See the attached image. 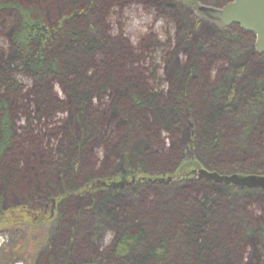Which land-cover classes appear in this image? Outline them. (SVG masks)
Wrapping results in <instances>:
<instances>
[{
  "label": "trees",
  "instance_id": "obj_1",
  "mask_svg": "<svg viewBox=\"0 0 264 264\" xmlns=\"http://www.w3.org/2000/svg\"><path fill=\"white\" fill-rule=\"evenodd\" d=\"M197 2L201 3V0H156V7L160 15L180 23L179 6L194 4L192 7L196 9ZM117 4H121L120 0H0V31L10 32L8 49L0 59V229L15 231L28 224L37 225L39 222L36 221L40 220L34 218L32 211L40 209L35 208L33 200L26 198L35 200L45 186L59 183L65 186L64 194L59 199L39 201L40 208L46 203L51 204L53 199L58 200L60 208L61 205L68 206L71 198L83 193H89L91 200L82 210L68 213L67 209H60L54 218L43 220L49 223L57 219L64 227L66 220H74L69 240L60 244L61 248L51 259L52 264H178L176 260H183L181 264H243L248 244L255 243L260 237L264 242V220H243L240 216L242 210L243 214H248L247 207L251 203L248 191L201 180L195 183L200 193L195 198H186L181 196V193H187L183 186H175L171 194L175 196L176 204L166 200L170 203H166V211L162 210L169 216L167 225L161 216L155 215L157 210L143 215L128 201V198L141 197L139 192L154 184L142 181L129 189H111L96 184L99 180L117 184L132 179V176L156 178L166 173L158 165L154 173L146 170L149 158L161 161L167 157L152 156L151 143L144 147L142 136L154 138L155 129H158V135L161 131L182 132L185 124H189L193 133L190 148L195 155L181 159L174 174L187 170V165L195 159L211 171L225 172V168H237L232 158H239L243 150L245 156H253L258 148L256 145H262L259 140L262 138L260 130L264 129V88L256 87V81L249 82L241 92L236 88L231 95L224 84V87L219 84L213 88L210 71L214 66L208 57L210 52L226 54L228 49H238L237 46L244 43V37L255 47L256 35L235 26L232 32L227 28L211 38L209 35L216 30L205 26L208 39L194 40L191 51L187 52L190 55L188 65L182 69L176 57L177 48L167 49V71L171 81L177 84V90L168 98L166 91L145 84L146 73L143 68L136 67V55L130 51L133 49L128 46L129 54L125 48L121 51L115 43L117 39L109 37L108 18ZM48 5L50 8L63 7L54 24L48 23L44 16ZM195 16L199 23L201 16ZM192 35L186 33L185 41ZM168 42L173 43L170 39ZM152 47L162 50L167 45L157 40ZM18 77L28 78L31 86L22 83ZM56 82L61 85L67 100L53 92L52 84ZM109 91L113 93V101L117 100L112 105L113 112L119 109L125 119L122 122L125 141L124 138L120 140V152L135 150L137 156H127L115 174L89 176L80 185L79 177L85 167L82 161L89 155L86 148L103 121V115H96L93 101L98 96H107ZM31 102L36 105L35 113ZM17 105L23 107L24 126L17 125ZM70 109L79 122L81 134L78 137L67 126L55 130L48 141L43 130H36L39 122ZM232 126L227 140L221 133ZM258 126L260 129L257 130ZM253 132L255 134L251 135ZM227 163L231 165L225 167ZM13 193L18 203L4 205L5 198L14 199ZM169 195L166 198L172 197ZM162 198L157 192L154 202L164 200ZM223 199L225 202L220 203ZM181 200L182 206L177 205ZM188 204L197 210L190 209ZM22 207L29 208L30 213H24ZM88 214L94 221L92 227L117 231L114 246L94 260L82 259L78 248L84 233L82 223ZM226 214L228 219H225ZM215 219L224 220L220 231H211L204 239L202 235L209 225L213 230ZM151 221H154L153 226ZM177 252L179 257H176Z\"/></svg>",
  "mask_w": 264,
  "mask_h": 264
},
{
  "label": "rangeland",
  "instance_id": "obj_2",
  "mask_svg": "<svg viewBox=\"0 0 264 264\" xmlns=\"http://www.w3.org/2000/svg\"><path fill=\"white\" fill-rule=\"evenodd\" d=\"M174 1L176 2L178 0ZM223 1L224 0H201V3L197 2V5H209L213 7L218 6L219 8L225 5L223 3H229L231 0H226V2ZM49 2L51 3L52 1ZM120 3L121 4H117L115 5V7H113L112 12L110 13V17L108 18L110 29L108 31L109 37L117 39L115 43L118 46L119 50L125 51L126 49V53L129 54L127 50L129 49L128 46L133 49L129 50L136 55V67L143 68L146 73L145 84H149L152 87H154L155 85V88H157L159 91H166L165 95H167L168 98L169 95H173V93H175V91L177 90V84L171 81V76L168 73L169 70L167 71L166 66L168 65V62L166 60V50H169L170 48H177L176 57L178 58V64L182 69V66L183 68H185V66L188 65L187 59L190 56L188 53L191 51V47H193L194 40H196L197 38L200 39L201 37H208V35H205V26L211 29L214 28V30H216V32L209 35L211 38L212 36L214 37L217 33L222 34L223 32H225V29L221 28L218 22L207 18V16L205 15L199 18V23H196L195 15L196 12H198V7L197 9H193L192 6H194V4L179 6V10L177 13V17L180 16L178 19L180 20L179 23L176 20L171 21L165 16L158 15L156 0H120ZM49 5L47 6L48 8L46 7V9L44 10V16L46 17L48 23L54 24L58 19L56 17H59V14L61 13V9L63 7L56 6L54 8H50ZM179 24L181 25L179 26ZM232 29L234 28L231 27V32L233 31ZM9 33L10 32L7 33L0 31V59L2 58L1 56L3 52L7 51L8 49ZM186 33H192L193 37L185 41ZM169 39L171 40V43L173 41L172 44L168 42ZM157 40H159L163 44L166 43L167 48L165 47L161 50L152 47ZM248 40L249 39L244 37V43L241 46H237L238 49H234V51L228 49L226 54H224V52L209 53L210 57H208V59L213 63L214 66V68L210 71V83L213 88H216V86L219 84H224L226 85L225 89L228 95H231L236 88V90H238L239 92L243 91L247 88V86H249V82L255 83L256 81V87L261 89L264 88L263 57L257 54L253 43ZM182 41H184L183 45H181ZM142 45L144 47H142ZM239 70H241L242 72L240 71L239 73ZM171 74L173 77L175 76V74ZM179 75L180 73H178V76ZM18 78V80H20L22 83L31 86V81L28 78ZM52 85L53 92L56 93L59 98L67 100V97L61 88V85L57 82ZM167 96H165V100L168 101ZM114 101L117 102V100ZM114 101L113 93H111V91H109L107 96L103 98L98 96L93 101L95 104L96 115L98 114V117L103 115V121L99 123V126H97L99 128L98 132L92 138L91 143H89L86 148L89 155H86L84 160L82 161L83 166H85L86 168L84 167L81 171V175L79 177L80 185H83L85 183V179L89 176L98 175L107 177L111 174H115L119 169L122 168L123 164L128 158L127 156H129V158L137 156L135 154V150L120 152V140H123L125 136L123 131L124 127H122V122H125V119L121 116L119 109H116L113 112L112 105L114 104ZM21 105H17L16 107V119L18 126H24L23 124L24 122H26V116ZM237 107L238 104H236V108ZM31 108L32 110H34V113L37 111L36 105L32 104V102ZM263 117L264 115H262V118ZM66 126L70 128L69 131L75 137H78L81 134L79 122L77 121V118L75 117V114L71 109L64 112H58L52 118H47L46 120L39 122L36 125V130H43V134L45 135L44 138L48 141L49 138L51 139L53 135L52 133L55 130L64 129V127ZM232 128L233 126L231 128L228 127L226 128V130H223L224 132L221 133L222 136L227 140H229V138L227 137H229V131ZM234 129H236V127H234ZM258 129H260L259 126L257 127V130ZM262 129L260 130L262 138H260L259 140L260 142H262V145H256L258 148L256 149V151H254L255 154L253 156H245L244 153H246V151L243 150V154H241L239 158H232V163L237 165L236 169H232L231 167L230 169L225 168L231 165L227 163V165L224 167L225 172L218 173L222 175L247 174L249 172L264 173V129ZM157 130L158 129H155L153 133L154 138L152 139H148L147 137L142 136V138L144 139L143 142L145 144L144 147L146 148V143H151V145L149 146V150L152 152V156L156 155L162 157L167 155V157H163L161 161L156 157H154L156 158V161L153 158H149L150 161L147 165L146 170L149 173H154V170H156V167L158 165L160 166V169L167 171L160 176H164L167 178L168 175H173V177L176 178L173 170L175 171V168L177 167L179 161L181 159H185L187 157L195 155L194 150L190 148V144L194 137L193 133L192 131H190L189 124H185L182 132L161 131V133L158 135ZM137 131L140 132V130ZM254 134L255 132H253L251 135ZM158 139L159 141H157ZM254 142L255 140H253V143ZM249 152L248 154H250ZM149 153L150 152H148V156L150 157L151 154ZM145 154H147V152L143 154L144 156H140L145 157ZM217 156L218 159H220V155L218 154ZM195 161L197 160L195 159ZM223 161L225 163V160ZM227 171L231 173H228ZM183 182H145L146 184L154 185H152L151 187H144L145 189L139 192V194L141 193V195H139L141 197H133V199L128 198V201L131 205L133 204L136 207L139 213L143 215H146L148 212H152L153 210H157L158 213H155V215L161 216V218L168 223L167 225H169V216L163 214L164 212L162 210L166 211V203H170L166 202V200L171 201L173 204L176 202L175 196L171 194V191L174 190L173 188L175 186L182 185V189L187 193H181V196H186V198L187 196L195 198L196 195L200 193L195 187V180L192 181V179H187ZM134 184L135 183L124 185L118 188L129 189L130 187H133ZM155 184H159V186H156ZM64 192L65 186L57 183L56 185L45 186L38 192L35 200L32 198L26 199L33 200L35 208L42 209V207L40 208L41 203L39 201L46 202L51 198L59 199V197L62 196ZM157 192L158 194H161L163 196L162 199L164 200H158L154 202ZM252 192L260 193V200L258 201H261L262 206L255 201L249 200L251 203L247 207V216L242 213L244 212V210H242L241 212L239 211L240 214H242L239 215L243 220L244 218H247L251 221L260 220V222H262L261 220H264V209H262L264 207V195L263 192H261V190L259 189H253ZM169 194L172 195V197L166 198V196H168ZM11 195L14 199L5 198L3 203L4 205H13L18 203L17 199H15L16 197H14V193ZM57 199H55V205L57 207L55 206V213L51 218H54L55 214H57L60 209L61 211L67 209L68 213H74L78 210L86 208V206L90 203L91 197L89 193L75 195L73 198H71L68 206L61 205V208L58 207ZM182 202L183 200L179 201L177 205L182 206ZM219 202L224 203L225 199ZM193 206L194 205L192 204H188V207H190V209H192ZM178 210H175V212H177ZM192 210L196 211L197 209ZM226 215L227 218L225 219H228L229 216L228 214ZM56 217H58V215ZM149 217H151V214L149 215ZM152 218H154V216ZM36 222L39 223L37 225L28 224L15 231L5 228L0 229V264H33L35 263V261L39 262L38 264H52L51 259H53L54 253H58L59 248H61L60 244H65V242L69 240V237L72 233L70 229L74 224V220L73 218L66 220L65 227L62 226L60 222L59 225L57 219H54L49 223H44L42 220ZM153 222L154 221L150 222L152 226ZM223 222L224 220L215 219L213 230L209 225L207 227V230H204L205 232L202 235L204 236L203 238L205 239L206 237L210 236L211 231L213 233H218L220 231V226L222 225L221 223ZM91 223H94V221L92 222L88 214L87 217H85V221L82 223L84 227V233H82L81 241L78 245V248L81 251L80 256L85 260H94L98 256L104 254L107 250L111 249L114 246V239L117 232L109 228H95L94 226L92 227L93 224L91 225ZM90 230L91 232H89ZM262 238L263 237H260L253 244H248L243 258V264H264V262L262 261V259L264 258V242ZM246 240L247 242L249 241L247 238L245 239V241ZM173 248L176 249L177 247ZM179 249H181V247H179ZM174 255L175 253H172L171 251V256ZM176 257H179L178 252L176 254ZM176 262L178 264H181V262L183 263V260H176ZM105 264H107V262Z\"/></svg>",
  "mask_w": 264,
  "mask_h": 264
},
{
  "label": "water",
  "instance_id": "obj_3",
  "mask_svg": "<svg viewBox=\"0 0 264 264\" xmlns=\"http://www.w3.org/2000/svg\"><path fill=\"white\" fill-rule=\"evenodd\" d=\"M202 15L212 19L223 26L239 25L244 31L256 35L255 49L258 54L264 55V0H231L223 7H213L209 5H199L197 9ZM194 171L200 178L215 181L226 185L239 187H259L264 188V175H243L232 174L222 175L216 171H209L201 166ZM147 181L174 182L175 178H155ZM110 184L99 180L97 186L122 187L123 181Z\"/></svg>",
  "mask_w": 264,
  "mask_h": 264
},
{
  "label": "flooded vegetation",
  "instance_id": "obj_4",
  "mask_svg": "<svg viewBox=\"0 0 264 264\" xmlns=\"http://www.w3.org/2000/svg\"><path fill=\"white\" fill-rule=\"evenodd\" d=\"M125 1H127V0H125ZM128 1H131V0H128ZM196 14L200 15V16H203L199 11L196 12ZM158 15H160V13H158ZM160 16H164V15H160ZM165 17L167 19H169L167 16H165ZM219 26H221V28H223V29H227V28H231V27L234 28L235 26H239V25L233 24L231 26H223V25L219 24ZM259 55H261V54H259ZM262 56H264V55H262ZM187 166H188V168H186L187 170H184V171L181 170L179 173H175L174 174L175 177H176L175 179H176L177 182H181V181L187 180V179H192V180H195V181L204 180V181H207V182H214V183H217V184H222V183H218V182H215V181H209V180H207L205 178L198 177V175H196V173L194 172V171L199 169L198 166H201L202 168L207 169L206 167L202 166V164L200 162H195L194 161V162L188 164ZM252 173H254V174H252ZM252 173L249 172V173L243 174V175H264V173H256V172H252ZM230 175H232V174H230ZM170 176L171 175H168L167 178L170 177ZM171 177L174 178L173 175ZM156 178H166V177L159 176V177H156ZM147 179L155 180V178H151V177L150 178L140 177V178L137 179L136 176H132V179L125 180L123 182L125 183V185H130L132 183H137V182L140 183L142 181H147ZM157 182L158 183H162L160 181H157ZM224 185H226V184H224ZM227 186H233V187H235V188H237V189H239V190H241L243 192H246V193L248 191V194L250 196L249 199L252 200V201H255L258 204H261V201L260 202L258 201V200H260V193L252 192V190L253 189H259V190H261V192H263V195H264V188H259V187H257V188L256 187H252V188L251 187H239V186H234V185H227ZM111 188H113V187H111ZM114 188H118V187H114ZM255 196H258V197H255ZM55 206H56L55 205V199H53L52 200V204L46 203L43 206L42 209L32 211V214H33V216H34V218L36 220H40V221L42 220L43 221L45 219H50L53 216V214L55 213ZM261 206H262V204H261ZM22 208H23L22 211L24 213H30V211H31L29 208H25V207H22ZM262 209H264V207Z\"/></svg>",
  "mask_w": 264,
  "mask_h": 264
}]
</instances>
